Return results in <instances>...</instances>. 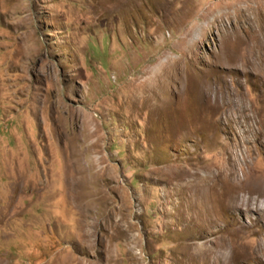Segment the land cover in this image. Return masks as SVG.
<instances>
[{
    "label": "rangeland",
    "instance_id": "obj_1",
    "mask_svg": "<svg viewBox=\"0 0 264 264\" xmlns=\"http://www.w3.org/2000/svg\"><path fill=\"white\" fill-rule=\"evenodd\" d=\"M0 264H264V0H0Z\"/></svg>",
    "mask_w": 264,
    "mask_h": 264
},
{
    "label": "bare ground",
    "instance_id": "obj_2",
    "mask_svg": "<svg viewBox=\"0 0 264 264\" xmlns=\"http://www.w3.org/2000/svg\"><path fill=\"white\" fill-rule=\"evenodd\" d=\"M203 91V90H202ZM201 90L199 91V94H202L203 95V92Z\"/></svg>",
    "mask_w": 264,
    "mask_h": 264
}]
</instances>
